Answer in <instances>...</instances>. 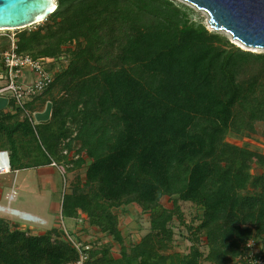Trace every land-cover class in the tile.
<instances>
[{
  "label": "trees",
  "instance_id": "obj_1",
  "mask_svg": "<svg viewBox=\"0 0 264 264\" xmlns=\"http://www.w3.org/2000/svg\"><path fill=\"white\" fill-rule=\"evenodd\" d=\"M198 16L176 0H57L36 30L16 34L18 52L53 73L26 106L35 119L52 106L42 124L47 163L33 167L86 166L63 195L62 214H86L121 247L115 258L111 244L89 243V264H243L250 242L264 247V152L232 142L264 139V54ZM9 47L0 46V74ZM14 106L0 111L12 172L20 170L12 151L40 136ZM182 202L197 210L192 224ZM130 205L149 215L150 232L129 249L115 211ZM176 220L188 229V252L173 251ZM77 260L64 229L33 234L0 218V264Z\"/></svg>",
  "mask_w": 264,
  "mask_h": 264
},
{
  "label": "rangeland",
  "instance_id": "obj_2",
  "mask_svg": "<svg viewBox=\"0 0 264 264\" xmlns=\"http://www.w3.org/2000/svg\"><path fill=\"white\" fill-rule=\"evenodd\" d=\"M176 1L186 4V6L196 10L199 15L198 18L204 20L207 29L214 32L208 23V15L205 12L197 10L195 7L182 0ZM38 26L39 24H36L25 29L33 31L36 30ZM21 30L24 29L0 31V46L2 43H5L6 40L9 44H11L12 39L16 41V34ZM219 33L228 37L233 44L245 51L264 54V49L248 48L240 43L241 46L230 34L224 31H219ZM47 62L51 63L52 60L48 59ZM35 121L36 129L40 135L36 138L37 142H28L26 145L24 144L25 146H18V148L12 151L13 167L20 170L0 177V206L8 210H19L22 213H31L42 220L37 222L28 221L10 212L2 211H0V218H5L12 224H19L20 228L39 235L55 227H60L62 229L65 227L73 236H81L84 241L95 242V247L101 248L103 245L111 244L113 256L115 258H120L121 247L116 245L110 237L103 235L98 229L90 228L87 223L86 214L82 216L79 214L81 217H72L62 214L63 195L70 193V188L73 183L77 181V178H80L82 181L85 179L86 166L82 167L80 170L70 171L73 165L71 163L67 164L66 162L59 165L58 168L50 166V171H46V173L44 171L40 173V171L38 172L34 169L33 166L47 163L45 149L48 147L47 143L49 141L47 138L45 139L43 135V131L46 132L45 128H47V126L42 125L43 122L37 119H35ZM258 129L261 131L260 126H258ZM232 142L238 145H243V143L246 142L249 143L252 148L264 152V139L261 137L260 133L244 139L243 141ZM67 157L72 159L73 156L70 154L67 155ZM28 165L32 166V168L24 169ZM255 173H259V171L256 170ZM43 175L48 178L44 179L42 177ZM13 191H16L17 194L14 196L15 199L10 201L8 196H10ZM161 203L166 208L171 209L173 207L172 202L168 198H163ZM180 206L185 222L187 224H192V220L195 218V215H197L196 208L191 204L183 202ZM115 212H117L119 216V228L125 238V245L127 248L130 249L132 246L139 243L141 239L150 232L149 215L141 213L139 207L130 205L123 211L117 210ZM43 220L45 222H43ZM174 224L176 225H174L175 248L173 251L180 253L188 252L191 247V242L187 240L190 236L188 229L182 226L177 220ZM195 224H198V222ZM173 251H171V253Z\"/></svg>",
  "mask_w": 264,
  "mask_h": 264
},
{
  "label": "water",
  "instance_id": "obj_3",
  "mask_svg": "<svg viewBox=\"0 0 264 264\" xmlns=\"http://www.w3.org/2000/svg\"><path fill=\"white\" fill-rule=\"evenodd\" d=\"M208 15L214 31H224L248 48L264 49V0H182ZM57 9V0H0V31L20 30L44 22ZM7 100H0V111ZM52 106L36 119L46 122ZM22 214L17 210H13ZM29 219L33 218L25 214Z\"/></svg>",
  "mask_w": 264,
  "mask_h": 264
},
{
  "label": "built area",
  "instance_id": "obj_4",
  "mask_svg": "<svg viewBox=\"0 0 264 264\" xmlns=\"http://www.w3.org/2000/svg\"><path fill=\"white\" fill-rule=\"evenodd\" d=\"M2 57L4 71L0 74V100H7V106L4 109L8 107L9 100H12L15 104L14 108L25 111L35 127V118L31 117L26 106L50 86L53 81V73L47 69L43 60H34L30 56L20 54L17 43L13 39L10 48L3 53ZM47 61L46 63H49ZM29 73L28 77L26 74ZM51 166L59 167L55 161ZM11 173L9 152L0 150V177ZM15 194L16 192L13 191L8 196L10 201L15 199ZM64 230L68 241L78 254V260L73 264H89V252L92 249L89 243L91 242L84 241L81 236H73L65 227ZM249 247L250 252L242 258L243 264H264V247L258 246L253 241L250 242Z\"/></svg>",
  "mask_w": 264,
  "mask_h": 264
},
{
  "label": "bare ground",
  "instance_id": "obj_5",
  "mask_svg": "<svg viewBox=\"0 0 264 264\" xmlns=\"http://www.w3.org/2000/svg\"><path fill=\"white\" fill-rule=\"evenodd\" d=\"M238 43V42H237ZM239 45H241L240 43H238ZM242 46V45H241ZM0 211L2 212H10L11 214L15 215V216H19L20 218L24 219V220H28V221H40L39 218H37L36 216L31 215L33 218L29 219V217L25 214L27 213H22V214H18L16 212H14L13 210H8V209H4L3 207L0 206Z\"/></svg>",
  "mask_w": 264,
  "mask_h": 264
},
{
  "label": "crops",
  "instance_id": "obj_6",
  "mask_svg": "<svg viewBox=\"0 0 264 264\" xmlns=\"http://www.w3.org/2000/svg\"><path fill=\"white\" fill-rule=\"evenodd\" d=\"M28 77L30 76V73L29 74H26ZM4 110V109H3ZM2 111V110H1ZM41 113H43V112H41ZM36 171H40V173L42 172V171H44L45 173H46V171H50V169H51V167L50 166H45V167H43V166H40V167H35L34 168ZM43 173V172H42ZM44 179H46V178H48L47 176H42ZM13 190H15V189H13ZM16 192V191H15ZM16 194H17V192H16ZM17 211H19V210H17ZM19 212H21V211H19ZM22 213V212H21ZM26 213V212H25ZM27 214H29V215H33V214H31V213H27ZM33 216H35V215H33ZM37 217V216H36ZM37 218H39V217H37ZM40 220H42L41 218H39ZM43 222H45L44 220H43Z\"/></svg>",
  "mask_w": 264,
  "mask_h": 264
}]
</instances>
